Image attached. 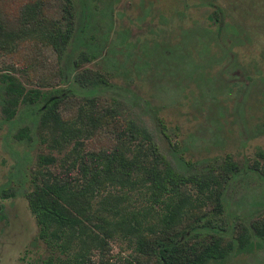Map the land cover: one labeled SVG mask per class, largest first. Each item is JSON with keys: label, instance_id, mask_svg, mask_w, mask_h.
I'll list each match as a JSON object with an SVG mask.
<instances>
[{"label": "trees", "instance_id": "obj_1", "mask_svg": "<svg viewBox=\"0 0 264 264\" xmlns=\"http://www.w3.org/2000/svg\"><path fill=\"white\" fill-rule=\"evenodd\" d=\"M95 1L23 0L13 22L0 12L1 54L11 57L24 51L36 71L65 83L49 90L25 87L14 74L0 71L2 118L11 119L21 103L31 120L30 125L17 127L15 137L34 139L32 128L47 147L46 152H37L26 171L14 159L8 179L0 183V198L22 192L37 224L36 236L50 249L27 264H208L260 245L264 213L222 221L226 189L240 170L236 160L226 154L192 171L178 170L147 126L122 115L120 100L103 92L111 83L102 72L85 66L83 72L76 70L81 61L101 53L112 59L115 43L124 37L119 34L109 44L105 30L99 37L92 33L97 27ZM110 2L97 11L108 16ZM221 11L217 7L207 14L212 25L183 28L174 42L153 40L162 47L159 51L149 47L139 68L181 70L187 77L199 78L205 66L222 60V68L236 77L240 65L232 45L237 38L233 25L220 17ZM199 41L215 42L220 54L197 58L190 46L184 47ZM43 48L53 57L48 59ZM196 52L200 55L202 50ZM199 80V89L202 86L205 92L203 78ZM42 83L52 84L51 80ZM66 97L75 101L64 111L61 104ZM97 133L104 134L106 142L86 145ZM252 168L260 169L255 164ZM12 177L17 188L8 184ZM24 180L30 186L22 191ZM114 238L124 239L129 250L112 259Z\"/></svg>", "mask_w": 264, "mask_h": 264}, {"label": "rangeland", "instance_id": "obj_2", "mask_svg": "<svg viewBox=\"0 0 264 264\" xmlns=\"http://www.w3.org/2000/svg\"><path fill=\"white\" fill-rule=\"evenodd\" d=\"M21 1L0 0V12L6 20L14 21ZM105 1H95L92 8L94 24H97L92 33L99 37L105 30L107 41L119 34L124 36L123 40L115 43L112 59L101 53L81 61L76 70L83 72L85 66L102 72L111 83L103 92L120 100L122 115L147 126L160 150L178 170L192 171L207 162L219 161L226 154L236 160L240 170L226 189L224 223L264 213V177L261 176L264 155L259 154L260 150L264 152V0H111L109 18L107 13L104 16L96 9ZM217 7L222 9L220 17L233 25V36L237 38L232 45L240 65L236 77L222 68V60L205 66L199 78L195 74L187 77L181 70L160 72L155 66L139 68L138 63L149 47L161 49L162 45H156L153 40L174 42L182 36L183 28L192 24L212 25L207 14ZM188 33L184 31L186 36ZM209 43L187 42L184 47L187 50L190 46L197 58L218 56L219 46ZM197 49L202 50L200 55ZM21 52L7 57L0 51V71L6 69L14 74L25 87L49 90L65 86L48 74L36 71L29 61L30 55ZM43 52L51 58L52 53L46 48ZM34 70L39 74L37 78ZM200 77L205 92L202 86L199 89ZM48 80L52 84L42 83ZM62 101L61 106L67 111L75 99L66 97ZM30 120V114L21 103L9 120L3 119L0 111V183L8 179L14 159L18 158L26 171L34 164L37 152L47 151L32 128L34 139L23 141L15 137L17 127L30 125ZM105 142L106 136L97 133L86 145ZM51 153L59 155L54 149ZM254 164L260 169L252 168ZM15 179L8 180L13 188H17ZM29 186L24 180L20 190ZM0 204V264H27L48 254L50 249L36 236L37 224L22 192L0 198ZM110 245L112 259L129 250L124 239L114 238ZM208 264H264V242Z\"/></svg>", "mask_w": 264, "mask_h": 264}]
</instances>
